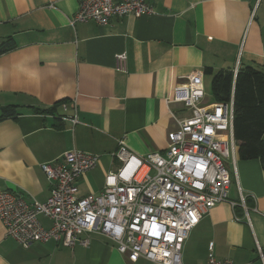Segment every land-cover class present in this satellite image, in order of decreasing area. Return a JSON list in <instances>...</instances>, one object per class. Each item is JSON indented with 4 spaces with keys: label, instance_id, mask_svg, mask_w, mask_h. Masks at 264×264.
Instances as JSON below:
<instances>
[{
    "label": "crops",
    "instance_id": "1",
    "mask_svg": "<svg viewBox=\"0 0 264 264\" xmlns=\"http://www.w3.org/2000/svg\"><path fill=\"white\" fill-rule=\"evenodd\" d=\"M79 1L0 0V44L8 48L0 54V191L27 201L47 199L40 164L66 150L98 156L76 181L80 196L98 193L119 168L112 155L120 140L137 155L164 151L176 128L165 100L190 73L201 71L205 88L206 67L264 71V0H150V14L72 26ZM121 52L125 70L117 68ZM178 106L171 105L177 114ZM5 109L11 113L2 116ZM227 165L229 198L243 195L248 220H234L241 204H216L188 233L182 264H206L210 245L218 259L264 264V167L259 158L240 159L237 143ZM88 236L86 246L49 239L23 248L0 222V264H147L128 262L103 235Z\"/></svg>",
    "mask_w": 264,
    "mask_h": 264
},
{
    "label": "built area",
    "instance_id": "2",
    "mask_svg": "<svg viewBox=\"0 0 264 264\" xmlns=\"http://www.w3.org/2000/svg\"><path fill=\"white\" fill-rule=\"evenodd\" d=\"M149 1L80 0L69 23L106 25L113 16L150 14ZM125 60V52L116 54L118 69L125 70ZM237 71L235 67L233 74ZM204 98L201 71L178 82L165 100L176 121V128L167 134L166 149L137 155L120 140L112 155L120 166L106 174L98 193L78 194L77 179L98 156L76 148L40 164L50 186L45 201H27L15 190L0 191V222L6 234L27 248L49 239L66 247L76 242L86 246L88 234L97 233L113 241L130 263L142 259L147 264H182L188 233L216 204H241L243 214H234V220H248L243 195L239 193L238 201L228 195L231 177L226 160L232 159L234 166L236 149L233 94L228 101ZM172 104L179 105V114ZM71 121L75 124L76 117ZM39 215L51 221L48 228L40 224ZM211 248L206 264H235L216 258ZM259 254L262 258L260 250Z\"/></svg>",
    "mask_w": 264,
    "mask_h": 264
},
{
    "label": "trees",
    "instance_id": "3",
    "mask_svg": "<svg viewBox=\"0 0 264 264\" xmlns=\"http://www.w3.org/2000/svg\"><path fill=\"white\" fill-rule=\"evenodd\" d=\"M8 48L0 44V54ZM205 72L211 75L213 101H228L233 94V137L240 159L259 158L264 167V72L253 66ZM5 109L2 116L9 115Z\"/></svg>",
    "mask_w": 264,
    "mask_h": 264
},
{
    "label": "rangeland",
    "instance_id": "4",
    "mask_svg": "<svg viewBox=\"0 0 264 264\" xmlns=\"http://www.w3.org/2000/svg\"><path fill=\"white\" fill-rule=\"evenodd\" d=\"M264 70V68H263ZM264 72V71H263ZM207 81H208V76L205 75V80H204V83H205V88H204V93H205V98H206V101H209V100H212V94H211V86H207ZM227 137V136H225ZM227 168H228V165H227Z\"/></svg>",
    "mask_w": 264,
    "mask_h": 264
}]
</instances>
